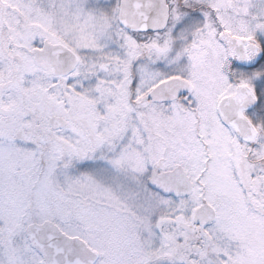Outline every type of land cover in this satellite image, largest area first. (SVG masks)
I'll use <instances>...</instances> for the list:
<instances>
[{
  "label": "snow or ice",
  "instance_id": "obj_1",
  "mask_svg": "<svg viewBox=\"0 0 264 264\" xmlns=\"http://www.w3.org/2000/svg\"><path fill=\"white\" fill-rule=\"evenodd\" d=\"M0 264H264V0H0Z\"/></svg>",
  "mask_w": 264,
  "mask_h": 264
}]
</instances>
